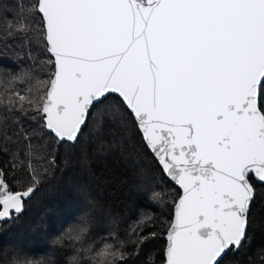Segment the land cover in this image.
I'll return each mask as SVG.
<instances>
[{
	"label": "snow or ice",
	"instance_id": "1",
	"mask_svg": "<svg viewBox=\"0 0 264 264\" xmlns=\"http://www.w3.org/2000/svg\"><path fill=\"white\" fill-rule=\"evenodd\" d=\"M28 13L39 14L52 70L38 97L14 90L24 76L4 83L8 95L27 99L58 143H74L117 94L182 190L163 264H222L247 237L251 178L264 183V0H33ZM29 167L23 192L0 179V220L21 214L38 186Z\"/></svg>",
	"mask_w": 264,
	"mask_h": 264
},
{
	"label": "trees",
	"instance_id": "2",
	"mask_svg": "<svg viewBox=\"0 0 264 264\" xmlns=\"http://www.w3.org/2000/svg\"><path fill=\"white\" fill-rule=\"evenodd\" d=\"M32 3L0 0V179L13 192L25 191L32 183L31 163L39 180L29 197L23 198L21 214L0 223V242L33 254L52 251L58 264H63L68 253L51 250L48 239L87 213L95 226L94 236L115 233L128 241L118 264H162L161 238L171 220L172 200L179 192L148 153L122 103L109 95L91 110L76 142L58 143L27 99L19 101L5 90L7 80L24 76L14 90L38 97V81L45 80L52 70L45 63L50 58L45 42L36 34L39 15L28 13ZM25 23L29 25L26 31L20 27ZM117 108L123 116L111 117L109 112ZM29 144L31 157L26 156ZM251 182L256 192L247 237L236 251L228 252L222 264H264V183ZM154 190L162 193L156 202L148 199ZM153 231L160 234L151 237ZM145 236L149 237L146 241ZM4 259L0 257V264Z\"/></svg>",
	"mask_w": 264,
	"mask_h": 264
},
{
	"label": "clouds",
	"instance_id": "3",
	"mask_svg": "<svg viewBox=\"0 0 264 264\" xmlns=\"http://www.w3.org/2000/svg\"><path fill=\"white\" fill-rule=\"evenodd\" d=\"M161 195L160 190H154L148 194V199L156 202ZM94 227L88 214L83 213L48 239L49 248L68 253L63 264H118L128 241L115 233L105 237L94 236ZM0 257H5L3 264H58L52 251L33 254L18 245L3 246L2 242Z\"/></svg>",
	"mask_w": 264,
	"mask_h": 264
},
{
	"label": "water",
	"instance_id": "4",
	"mask_svg": "<svg viewBox=\"0 0 264 264\" xmlns=\"http://www.w3.org/2000/svg\"><path fill=\"white\" fill-rule=\"evenodd\" d=\"M38 14V13H37ZM39 15V14H38ZM45 45H46V43H45ZM46 49H47V45H46ZM46 52H47V50H46ZM47 55L49 56V54H48V52H47ZM50 57V56H49ZM111 96H115L120 102H121V100H120V97L117 95V94H111ZM122 103V102H121ZM122 105L124 106V108H125V110L129 113V115L132 117V119H133V121H134V123H135V125H136V128H137V131H138V133H139V135L141 136V139H142V141H143V144L145 145V147H146V149H147V151H148V153L150 154V156L154 159V161L156 162V164L158 165V167H159V169L161 170V172H162V174H163V176L165 177V179L175 188V189H177L178 190V192H179V195L180 194H182V190L180 189V187H179V185L178 184H176V182L175 181H172L166 174H165V172H164V170L162 169V167H161V165L159 164V162H158V160H157V158L155 157V155H154V153L146 146V144H145V141H144V139H143V136H142V133H141V131L139 130V128H138V126H137V123H136V120H135V118H134V116L132 115V113L127 109V107L122 103ZM40 115H41V117H42V114L40 113ZM42 123H43V119H42ZM84 127V126H83ZM46 130V129H45ZM47 131V130H46ZM48 132V131H47ZM49 133V132H48ZM66 143H68V144H73L72 142H66ZM253 181H254V183L255 184H257V185H262L263 183L262 182H259V181H257L255 178H251ZM179 197V196H178ZM23 199V198H22ZM178 199V198H177ZM251 203H252V201H251ZM15 215V214H14ZM173 215H174V205H173V207H172V214H171V219H172V217H173ZM10 219H7V218H5V219H2V220H0V223H4V222H8ZM171 221V220H170ZM169 226V225H168ZM168 228V227H167ZM161 240L163 241V243H164V247H163V261H164V249L166 248V246H167V243H168V241H167V229H166V231H165V234L163 235V237L161 238ZM237 249H233V251H236ZM162 264H163V262H162Z\"/></svg>",
	"mask_w": 264,
	"mask_h": 264
}]
</instances>
